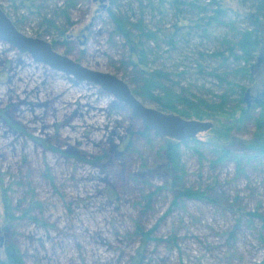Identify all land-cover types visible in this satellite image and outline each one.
Here are the masks:
<instances>
[{
	"label": "rangeland",
	"instance_id": "1",
	"mask_svg": "<svg viewBox=\"0 0 264 264\" xmlns=\"http://www.w3.org/2000/svg\"><path fill=\"white\" fill-rule=\"evenodd\" d=\"M215 1L228 24L213 26L207 37L193 30L174 48L161 35L137 44L146 48L148 68L168 73L176 91L217 101L229 86L220 76L242 85L243 96L250 90V108L263 97L264 53L251 79L211 56L223 37L247 25L239 0ZM0 6L26 36L134 87L129 50L112 35L108 9L129 14L133 7L138 17L137 2L0 0ZM162 10L163 18L144 11L148 29L174 21L167 3ZM144 127L100 86L0 45V236L23 264H264V155L239 144L252 139L255 126L236 123L232 132L240 165L233 157L215 161L209 131L196 137L203 157L192 143L181 146L183 185L206 190L210 200L179 196L165 168L164 138Z\"/></svg>",
	"mask_w": 264,
	"mask_h": 264
},
{
	"label": "trees",
	"instance_id": "2",
	"mask_svg": "<svg viewBox=\"0 0 264 264\" xmlns=\"http://www.w3.org/2000/svg\"><path fill=\"white\" fill-rule=\"evenodd\" d=\"M33 1V0H32ZM137 2L138 17L133 12L134 8L129 7V14L121 11L108 9L109 17L112 21V35L120 37L129 50V64L133 68L136 76L131 79L134 87L133 93L143 101L155 103L157 108L165 112H175L187 118L199 120H212L215 126L209 130L212 136L209 140L212 154L216 162H224L233 157L236 164L240 165V159L234 155L233 149L236 144L232 135L236 123L251 122L256 130L249 141H239L245 149L253 151L256 155H264V92L261 101L248 108L242 106L243 91L242 85L229 82L223 77H218L222 82L229 84L225 90L218 95L217 101H208L202 97H195L186 88L180 87L176 91L174 85L168 84L169 74L159 70L148 68L146 59V48L138 45L141 38L143 40H155L158 35L163 37V41L171 48H174L177 41L189 40L192 31H200L201 37H207L208 30L215 25L226 26V10L216 4L215 0H209L202 4L200 0H133ZM167 3L173 11L174 21L168 27H157L156 30L148 29L143 23V15L146 9L155 10L163 18V4ZM245 11L239 13L247 23L243 28L236 31L231 38L225 36L221 39L222 47L210 53L211 56L220 58L222 62L230 61L236 66L233 73L240 77L252 78L254 61L259 60L264 53V35L262 26L264 24V0H239ZM195 13L194 19H190L187 14ZM134 18V20L132 19ZM15 24V23H14ZM16 26V25H15ZM184 28L188 31L183 32ZM194 28V29H192ZM202 56V53H199ZM200 72H203L200 69ZM227 75V73H226ZM170 83V82H169ZM264 85V82H263ZM237 88L236 103L229 105V95ZM264 88V87H263ZM231 122L230 124L225 122ZM149 130L147 126L144 127ZM142 134V133H141ZM192 143L194 151L199 157L202 156V143L197 138L178 142L169 138H164L162 152L165 159V168L172 173V186L177 189L181 197H193L196 199L211 198L206 190L188 189L183 185V167L180 163L181 146H189ZM214 162V159L212 160ZM152 195V194H150ZM144 196H149L145 195ZM147 201V200H146ZM0 264H23L19 252L14 244L4 242L0 246Z\"/></svg>",
	"mask_w": 264,
	"mask_h": 264
},
{
	"label": "water",
	"instance_id": "3",
	"mask_svg": "<svg viewBox=\"0 0 264 264\" xmlns=\"http://www.w3.org/2000/svg\"><path fill=\"white\" fill-rule=\"evenodd\" d=\"M102 1L100 0V2ZM0 42L9 44L22 54H30L35 62L71 74L79 81L87 80L100 86L104 93L126 105L145 126L163 138L182 142L195 138L199 133L207 132L214 126V123L210 120L187 118L175 112H165L146 105L133 93L130 85L119 76L88 69L68 56L57 53L49 42L23 34L1 6ZM260 100V98H255L253 102L258 104ZM243 101L246 107L250 106L251 95L249 89L245 91ZM2 245L3 237L0 236V246Z\"/></svg>",
	"mask_w": 264,
	"mask_h": 264
},
{
	"label": "bare ground",
	"instance_id": "4",
	"mask_svg": "<svg viewBox=\"0 0 264 264\" xmlns=\"http://www.w3.org/2000/svg\"><path fill=\"white\" fill-rule=\"evenodd\" d=\"M0 45L4 46L7 50L10 49V50H13L14 48H12L9 44L7 43H4V42H0ZM15 51V50H14Z\"/></svg>",
	"mask_w": 264,
	"mask_h": 264
}]
</instances>
